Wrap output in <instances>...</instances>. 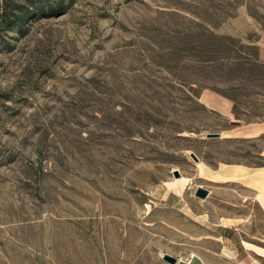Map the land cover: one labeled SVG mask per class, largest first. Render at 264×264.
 I'll return each mask as SVG.
<instances>
[{"label":"rangeland","instance_id":"obj_1","mask_svg":"<svg viewBox=\"0 0 264 264\" xmlns=\"http://www.w3.org/2000/svg\"><path fill=\"white\" fill-rule=\"evenodd\" d=\"M263 186L264 0H0V264H264Z\"/></svg>","mask_w":264,"mask_h":264},{"label":"bare ground","instance_id":"obj_2","mask_svg":"<svg viewBox=\"0 0 264 264\" xmlns=\"http://www.w3.org/2000/svg\"><path fill=\"white\" fill-rule=\"evenodd\" d=\"M207 99L210 100V98H208V97H207ZM261 131H262V126L259 124V126L252 127L250 129V132H247L248 133L247 135H250V136L251 135H256V134H258ZM197 165L199 166L200 173H203L204 172V168L200 164H197ZM234 175H235V171L232 172L231 175L226 176L225 180L227 182L233 181L232 179L234 178ZM182 179H186V178H182ZM180 184H182V182H180ZM180 184L178 183V179L175 178L173 181L168 182V189L172 190V191H179V185ZM258 197L260 198L261 203H262V205L264 207V186L261 189V195L259 194ZM243 244L246 247L256 251L257 253L264 254V249L263 248H260V247L254 245L252 243H249L247 241H244ZM178 264H203V263H202L201 260H197V258H196L195 260L189 261V262H185V261L179 259L178 260Z\"/></svg>","mask_w":264,"mask_h":264},{"label":"water","instance_id":"obj_3","mask_svg":"<svg viewBox=\"0 0 264 264\" xmlns=\"http://www.w3.org/2000/svg\"><path fill=\"white\" fill-rule=\"evenodd\" d=\"M205 137L206 138H219V137H221V133H207V134H205ZM191 157L195 161H197V157L194 154H191ZM174 173H175L176 176H178V171L177 170H175ZM196 195L201 197V198H203V197H205L207 195V190L199 187L197 189V191H196ZM162 258H163L164 261H167L170 264H176L177 261H178V259L176 257H173V256H171L169 254H164L162 256Z\"/></svg>","mask_w":264,"mask_h":264},{"label":"crops","instance_id":"obj_4","mask_svg":"<svg viewBox=\"0 0 264 264\" xmlns=\"http://www.w3.org/2000/svg\"><path fill=\"white\" fill-rule=\"evenodd\" d=\"M234 226L237 225V224H233ZM253 251V250H252ZM255 252V251H254Z\"/></svg>","mask_w":264,"mask_h":264},{"label":"trees","instance_id":"obj_5","mask_svg":"<svg viewBox=\"0 0 264 264\" xmlns=\"http://www.w3.org/2000/svg\"><path fill=\"white\" fill-rule=\"evenodd\" d=\"M21 18V17H20Z\"/></svg>","mask_w":264,"mask_h":264}]
</instances>
